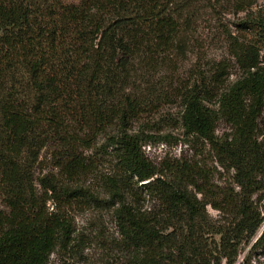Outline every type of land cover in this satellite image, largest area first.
<instances>
[{"label": "trees", "instance_id": "obj_1", "mask_svg": "<svg viewBox=\"0 0 264 264\" xmlns=\"http://www.w3.org/2000/svg\"><path fill=\"white\" fill-rule=\"evenodd\" d=\"M186 1L0 0V181L9 210L0 213V264H49L71 238L74 226L58 204L69 206L83 193L69 180L90 171L83 150L102 137L120 163L119 179L107 182L125 264H235L241 245L257 236L264 222L263 18L243 22L249 36L233 42L237 80L216 90L230 75L220 65L215 88L195 82L181 94L185 137L206 141L216 161L235 170L239 190L214 189L187 161H152L144 146L162 139L131 132L164 97L153 78L182 45ZM220 122L229 130L221 135ZM45 148L64 181L35 177ZM137 191L157 209L131 202ZM208 205L222 216L210 219ZM263 240L264 230L253 248Z\"/></svg>", "mask_w": 264, "mask_h": 264}, {"label": "rangeland", "instance_id": "obj_2", "mask_svg": "<svg viewBox=\"0 0 264 264\" xmlns=\"http://www.w3.org/2000/svg\"><path fill=\"white\" fill-rule=\"evenodd\" d=\"M64 1L78 3L80 0ZM184 8L182 45L169 54L168 59H172L170 65L156 72L153 78L164 97L153 110L133 122L131 132L144 130L154 138L162 139L144 146L152 161L160 163L165 159L167 162L181 159L206 174L207 179L212 180L214 189L230 185L239 190L240 187L233 183L235 170L223 168L206 141L185 137L181 123V94L184 88L195 82H204L208 88H215L213 80L220 65H225L230 75L221 87L216 86V90L222 91L237 80L241 71L232 56L233 42L249 36L242 27L243 22L260 17L264 19V0H187ZM259 129L260 139H263L264 112ZM228 131L225 122L218 124L219 135ZM104 144L105 138L102 137L91 149L84 148V155L92 162L90 171L79 179L69 180L72 188H81L83 193L69 206L63 205L65 209L61 202L58 206L59 210L70 216L74 231L68 241L57 246L49 264H125L129 256L119 229L116 215L118 205L112 204L115 199L111 196L112 188L107 182L109 179H119L120 163L116 154L107 150ZM46 175L59 181L65 179L61 171L54 167L49 148L42 151L35 167L37 179ZM6 198L5 187L0 181V213L3 214L9 212ZM130 201L148 211L158 206L155 199L139 191L132 192ZM258 205L264 210V200ZM207 210L212 220L222 216L211 205L207 206ZM255 241L241 245L235 264H242L250 256L253 264H264V244L261 249L255 250ZM222 264H228L227 259L223 258Z\"/></svg>", "mask_w": 264, "mask_h": 264}, {"label": "built area", "instance_id": "obj_3", "mask_svg": "<svg viewBox=\"0 0 264 264\" xmlns=\"http://www.w3.org/2000/svg\"><path fill=\"white\" fill-rule=\"evenodd\" d=\"M261 211H262V214H263V216H264V210L263 209H261ZM263 225H264V222L262 223ZM263 225H262V227H263ZM260 228V230H259V232H258V234H257V236L254 238L255 240L261 235V233L263 232V228Z\"/></svg>", "mask_w": 264, "mask_h": 264}]
</instances>
